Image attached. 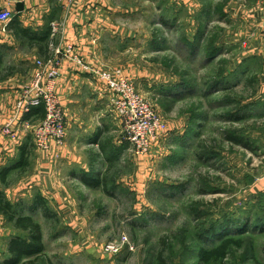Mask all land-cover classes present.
<instances>
[{
	"label": "rangeland",
	"instance_id": "374dc122",
	"mask_svg": "<svg viewBox=\"0 0 264 264\" xmlns=\"http://www.w3.org/2000/svg\"><path fill=\"white\" fill-rule=\"evenodd\" d=\"M218 28L212 39L227 52L212 62L181 50L176 32L152 58L138 50L143 71L153 73L137 90L166 132L143 157L130 147L103 185L74 186L73 201H53L48 217L33 214L45 247L33 264H157L162 247L169 264H197L202 232L227 224L237 233L240 221L264 218V38L252 50L250 38L229 40ZM0 57V86L17 71L31 78L13 53ZM223 78L235 85L211 88ZM238 239L243 245L229 248L226 264L264 262V230ZM113 243L120 251L106 250Z\"/></svg>",
	"mask_w": 264,
	"mask_h": 264
},
{
	"label": "crops",
	"instance_id": "0c3cea01",
	"mask_svg": "<svg viewBox=\"0 0 264 264\" xmlns=\"http://www.w3.org/2000/svg\"><path fill=\"white\" fill-rule=\"evenodd\" d=\"M69 2L0 0V9L13 11L11 20L0 22V54L5 50L13 53L27 67L24 76L32 78L38 70V60L52 57L54 46L73 44L86 62L101 69H122L138 89L143 77L153 73L143 71L138 63V50L142 56L152 58L165 50L172 32L177 33L179 48L193 54L194 60L204 58L212 62L226 54L224 42L212 39L219 38L218 26L229 33L225 37L229 40L241 38L242 42L243 38H250L252 50L263 46L264 0ZM141 2L144 3L139 5ZM19 4L22 10H18ZM54 22L63 28L56 34ZM233 23H240L236 30H231ZM155 28L160 31L156 37ZM139 38H142L140 45ZM235 69L236 66L230 68L229 74ZM236 73L246 74L244 69ZM21 74L17 71L0 86V192L14 205L30 204L37 195H42L53 212V201H73L74 186L92 188L96 179L103 181L104 172L121 164L123 154L130 152V145L122 140L120 122L111 111L106 84L72 60L62 63L56 81L67 116L65 141L55 142L47 150L37 148L32 130L22 126L17 138L7 136L2 131L4 122L14 115L16 100L31 80L20 77ZM232 81L233 78L229 80L230 87L235 85ZM27 143L28 163L23 166L21 149ZM22 233L25 231L0 212V264H9L13 257L11 240L23 236Z\"/></svg>",
	"mask_w": 264,
	"mask_h": 264
},
{
	"label": "built area",
	"instance_id": "2783aa9c",
	"mask_svg": "<svg viewBox=\"0 0 264 264\" xmlns=\"http://www.w3.org/2000/svg\"><path fill=\"white\" fill-rule=\"evenodd\" d=\"M63 1V0H59ZM72 2L73 0H69ZM69 2V3H70ZM13 18V11L7 8L0 9V22ZM264 25V23H263ZM53 34L63 29L59 23H53ZM73 44L53 47V56L39 59L38 70L31 80L23 87L15 104L14 115L7 118L2 131L7 136L17 138L19 127L32 130V138L37 148L47 150L56 143H63L67 137V116L57 92L56 81L60 76V69L65 60H72L84 72L98 78L110 90L109 105L120 122L122 139L129 143L131 150L137 156L149 153L158 143L166 126L162 123L160 115L142 96L122 69H101L86 62L76 51ZM43 106L45 115L41 119L33 120L26 115L36 107ZM123 243L128 238L123 236ZM121 246L113 243L106 250L118 252Z\"/></svg>",
	"mask_w": 264,
	"mask_h": 264
},
{
	"label": "trees",
	"instance_id": "16d2710c",
	"mask_svg": "<svg viewBox=\"0 0 264 264\" xmlns=\"http://www.w3.org/2000/svg\"><path fill=\"white\" fill-rule=\"evenodd\" d=\"M2 58L0 57V63ZM246 72V71H245ZM247 74V73H246ZM248 76V75H247ZM248 81V80H247ZM228 84V85H227ZM230 87L229 80L221 79L212 83V87ZM45 115V110L43 106L36 107L27 114V118H32L33 120L38 119V117L43 118ZM235 141H238L240 145L243 143L241 138H233ZM30 145L27 143L21 149V159L20 163L24 166L26 165L27 159L26 153ZM92 187H97L103 185V181L96 179L92 184ZM37 211H43L45 217H48L52 211H50L44 197L42 195H37L35 199L30 204H12L7 200L5 194L0 192V212H2L10 223H14L17 228H20L24 231H28V237L17 236L11 240L10 249L13 253V257L9 261V264H33L35 259L40 257L44 252V242L41 233V226L35 221L33 214ZM29 212L30 214H26ZM240 231L233 233L229 227L226 225L213 226L212 228L202 232L200 234L201 241L205 242V246H198L197 248V264H226V259L229 255V248L232 246H237L238 248L242 247L241 239H238L240 236L246 234H253L258 230H264V218L258 219L251 223V221H240ZM213 241V242H211ZM211 242L210 244H208ZM164 247L158 251L156 256L157 264H169V260L164 256ZM250 248V253L253 251ZM264 251V250H263ZM250 256V255H249ZM248 256V257H249ZM246 256V258H248ZM245 258V259H246ZM252 258V257H251ZM25 259V261H23ZM255 264H264V262L254 260Z\"/></svg>",
	"mask_w": 264,
	"mask_h": 264
},
{
	"label": "water",
	"instance_id": "95a60500",
	"mask_svg": "<svg viewBox=\"0 0 264 264\" xmlns=\"http://www.w3.org/2000/svg\"><path fill=\"white\" fill-rule=\"evenodd\" d=\"M18 10H22V5L21 4L18 5Z\"/></svg>",
	"mask_w": 264,
	"mask_h": 264
}]
</instances>
